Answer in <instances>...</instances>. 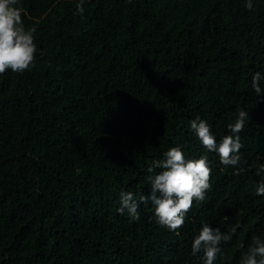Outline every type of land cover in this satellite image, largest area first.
Returning <instances> with one entry per match:
<instances>
[{
  "label": "trees",
  "instance_id": "obj_1",
  "mask_svg": "<svg viewBox=\"0 0 264 264\" xmlns=\"http://www.w3.org/2000/svg\"><path fill=\"white\" fill-rule=\"evenodd\" d=\"M20 0L39 53L0 74V264H202V222L241 228L214 264H239L264 233V0ZM249 112L238 165L208 152L204 201L169 230L149 202L139 221L117 211L121 190L150 189L147 169L207 119L218 140ZM159 171V169H157ZM241 245L244 247L242 248ZM202 256V254H200Z\"/></svg>",
  "mask_w": 264,
  "mask_h": 264
},
{
  "label": "clouds",
  "instance_id": "obj_2",
  "mask_svg": "<svg viewBox=\"0 0 264 264\" xmlns=\"http://www.w3.org/2000/svg\"><path fill=\"white\" fill-rule=\"evenodd\" d=\"M86 2L76 0V11L81 15L85 12ZM253 6L254 0H246L249 10ZM23 15L20 0H0V74L9 70L22 73L33 67L40 51L36 28L26 26ZM251 83L255 92L264 91V70L254 72ZM237 113L234 121L227 124L228 134L219 140L207 119L200 116L192 119L190 129L204 146L205 153L189 158L181 145L169 148L162 158L153 160L147 169L150 173L147 176L150 184L147 194L121 190L117 211L126 213L132 221H139L141 204L147 206L150 202L158 224L169 230L183 225L193 201H204L211 188L213 167L207 153L218 154L223 165L236 166L241 161V149L244 147L241 132L249 119V112L240 107ZM256 192L264 195V179L256 183ZM240 228L238 222L227 230L202 222L198 233L192 238L191 254L200 256L202 264H214L218 256H223L222 245L230 241ZM239 264H264V233L253 234L247 248L241 252Z\"/></svg>",
  "mask_w": 264,
  "mask_h": 264
}]
</instances>
